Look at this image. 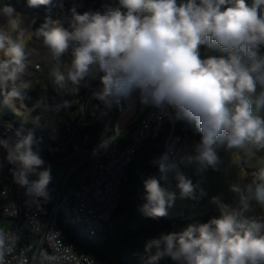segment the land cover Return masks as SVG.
Returning <instances> with one entry per match:
<instances>
[{
	"label": "clouds",
	"instance_id": "1",
	"mask_svg": "<svg viewBox=\"0 0 264 264\" xmlns=\"http://www.w3.org/2000/svg\"><path fill=\"white\" fill-rule=\"evenodd\" d=\"M52 2L28 0L33 8ZM14 13L10 5L0 9L6 18L0 24V106L10 110L26 88L27 69V29ZM69 13L67 27L46 17L35 30L54 59L70 57L65 71L53 72L58 89L99 79L94 96L108 108L136 91L145 106L174 108L200 136L193 154L185 157L197 172L218 170L222 150L264 149V0H118L82 13L73 5ZM0 148L13 166L14 182L31 202L47 199L51 173L37 171L45 162L34 131L0 137ZM159 171L164 181L172 174L181 199L206 195L166 156ZM31 174L38 178L29 179ZM160 180L144 183L141 212L152 219L166 217L177 198ZM230 190L235 205L212 197L218 217L146 241L147 264H159L166 256L176 264H264V215L249 214L254 205L264 208V168L251 183L233 184ZM17 239L0 230V264H7L6 253Z\"/></svg>",
	"mask_w": 264,
	"mask_h": 264
},
{
	"label": "trees",
	"instance_id": "2",
	"mask_svg": "<svg viewBox=\"0 0 264 264\" xmlns=\"http://www.w3.org/2000/svg\"><path fill=\"white\" fill-rule=\"evenodd\" d=\"M118 0H53L50 6L29 7L28 0H18L14 4H9L15 13H33L35 18L32 23V29L35 31L45 21L46 17L53 20H61L67 27V18L69 17V9L75 5L78 12L86 10H95L101 8L103 4L115 5ZM264 53V47L260 49ZM100 86L99 79L86 78L82 81L77 90L66 89L58 90L53 85H49L43 98L45 107L56 109L62 108V101H69L72 106L67 109H61L59 116L61 120L60 134L57 141H51L55 146L60 147L70 138L64 150L50 154L48 151L40 153L42 159L46 155L54 159L58 163H69L70 168L67 173L80 160L82 152H76L75 145L80 146L81 150L94 148L100 141L106 126L111 118L112 108H108L104 103L95 98L93 91H97ZM33 99L27 101L28 107H33L40 97L36 92H30ZM88 102V108L84 110V103ZM19 101V100H18ZM125 101L123 99L117 106L116 112L112 117L109 133L106 136V144H109L108 151L117 153L123 150L130 143L131 134L134 132L136 124L132 123L124 128L120 134L116 135L115 123L120 114L125 110ZM2 107V106H0ZM4 108V107H2ZM8 109V108H7ZM9 110V109H8ZM45 109H36L32 117L42 114ZM51 111V110H48ZM4 120L21 127V118L9 110L3 117ZM32 122L28 121V125ZM172 125L168 121L154 124L151 135L147 141L137 152L135 159L126 169V178L122 183L120 203L114 211L111 220L92 235L84 225L71 224L72 218L71 206H68L70 215L67 216L65 211L59 214V226L63 233L75 245L77 251L86 253L88 256L98 260L102 264H147L148 254L145 251L146 241L158 237L159 231L175 232L172 223L163 218L152 219L145 216L141 212V207L146 203L143 197L145 193L144 183L147 176L154 172V162L163 151L165 141L172 131ZM175 132L189 139H200L199 134L194 131V125L186 118L179 121L175 128ZM84 172V168H79L69 178L66 190L77 189L87 180L77 182L75 178L79 173ZM73 179H75L73 181ZM60 179L55 182L56 190L53 191L55 197L50 195V187H47L48 198L40 199L38 208L44 216H48L51 212L56 198L60 192ZM163 186V185H162ZM64 215L67 220L64 223L61 220ZM19 244L26 248L27 251L32 250L34 242L37 241V235L26 232L18 235ZM163 264V259L159 261Z\"/></svg>",
	"mask_w": 264,
	"mask_h": 264
},
{
	"label": "built area",
	"instance_id": "3",
	"mask_svg": "<svg viewBox=\"0 0 264 264\" xmlns=\"http://www.w3.org/2000/svg\"><path fill=\"white\" fill-rule=\"evenodd\" d=\"M34 68L36 71L42 69L39 64H36ZM93 94L94 91L91 96ZM130 97L136 99L135 109L125 107L115 123L116 135L120 134L128 125L136 124L130 137V143L120 152L111 153L108 151L109 144H106L105 138L109 133L112 117L116 112L117 105H114L111 118L99 143L94 148L85 150H81L78 145L74 146L76 152H82L81 158L64 179L48 216H44L38 205L31 202L26 195V189L14 182L10 171L13 166L6 160V150L0 148V230L12 232L17 237L26 232L37 235V241L34 242L31 251L23 248L17 240L11 251L6 253L7 264H102L86 253L76 250L75 245L60 229L59 214L61 211L66 212L68 206H71V224L84 225L92 235L103 228L111 220L120 203L126 169L135 159L144 142L149 139L154 124L168 121L173 129L165 141L163 151L154 162V172L147 176V180L150 178L160 180L159 162L161 157L166 156L169 162L176 164L179 169L180 160L185 150L186 137L176 133L174 128L178 123L175 118L182 116L172 107L160 110L143 105L138 91ZM90 99L91 97L84 103L85 111ZM34 106L28 110L26 115L24 110H19L17 107L11 110L21 118V127L7 120H0V137L11 135L16 130L32 129L37 138L39 154L43 151L53 154L59 150H64L72 137L62 145L61 149L52 144L50 140L57 141L59 138L61 124L59 111L71 107L72 104L70 103L68 107L62 106L59 109L48 108L43 105V100H41L39 108L51 110L52 114L48 116L45 112L32 117L33 112L38 109H35ZM128 111L131 113L128 116L126 126H118L119 119ZM51 116L56 118L55 129H51L49 123ZM23 117L24 119H22ZM29 120L32 122L30 125H28ZM79 168H84L87 180L77 189L66 190L70 176ZM29 179L35 180L34 174H31ZM162 181L160 180V183ZM163 264H176V262L166 256L163 258Z\"/></svg>",
	"mask_w": 264,
	"mask_h": 264
},
{
	"label": "rangeland",
	"instance_id": "4",
	"mask_svg": "<svg viewBox=\"0 0 264 264\" xmlns=\"http://www.w3.org/2000/svg\"><path fill=\"white\" fill-rule=\"evenodd\" d=\"M18 0H0V9H2L7 3L14 4ZM18 14L22 21L23 26L27 29L23 36V42L26 46V64L27 69L23 77V81L26 84V88H22L21 98L18 99L16 107L19 110H24L25 115L31 110L32 107H28L27 101L33 99L30 92H36L39 95L40 100L35 104L34 108H39L41 100L45 97L46 89L49 85H53L56 89L57 86L54 83L53 72L58 68L61 71H65L70 62V57L65 55L58 61L54 59L49 50L43 45L42 39L35 35V31L32 29V23L35 18L33 13H14ZM6 18L0 15V24H4ZM39 64L42 69L41 71L35 70V65ZM79 87L69 83L66 88L58 89L60 91L66 89L77 90ZM20 103V104H19ZM136 99L134 97L127 98L126 108L135 109ZM15 107V108H16ZM10 110V109H9ZM7 108L0 107V120L3 119L4 115L9 112ZM18 110V111H19ZM11 111V110H10ZM48 116L52 114L51 111L45 110ZM128 111L118 121V126L125 127L127 124V118L130 115ZM39 115V114H37ZM49 123L51 129L56 128V118L50 117ZM184 117H176L177 122L181 121ZM24 119V117L22 118ZM197 139L186 138L184 142L185 150L180 160L179 170L191 181L193 184L202 188L206 195L196 200L193 199H181L179 197V190L176 188V181L172 174H169L167 181H162L161 185L167 187L170 191L177 193V198L172 207L168 209V215L162 217L163 219L169 220L172 223V227L175 232H179L186 228L189 224L193 223H205L210 218L218 217L219 210L217 205L212 203V197L219 196L224 203L235 205L236 194L230 190V186L238 184L241 187L249 184L258 175L260 169L264 168V149L251 150L247 149H233L231 151H220V164L218 170H214L209 167L203 172H197V166L192 163H188L185 157L189 154H193V145L198 142ZM44 165L41 166L37 171H42L45 168L50 169L51 182L47 187H50V195L52 198L55 197L53 191L56 190L55 182L60 179V185H62L64 179L67 177L68 169L70 168L69 163H58L51 157L46 155ZM37 175L34 174V179H37ZM77 182L85 180V174L79 173L78 177L75 178ZM73 179V181L75 180ZM61 188V187H60ZM144 194V198H145ZM197 195L199 193L197 192ZM67 216L70 215L68 209H66ZM250 215H264V208L259 205H254V211L249 213ZM61 220L66 223L67 218L61 215ZM165 231H159L158 236Z\"/></svg>",
	"mask_w": 264,
	"mask_h": 264
},
{
	"label": "crops",
	"instance_id": "5",
	"mask_svg": "<svg viewBox=\"0 0 264 264\" xmlns=\"http://www.w3.org/2000/svg\"><path fill=\"white\" fill-rule=\"evenodd\" d=\"M129 116H130V115H129ZM128 118H129V117H128ZM128 118H127V119H128Z\"/></svg>",
	"mask_w": 264,
	"mask_h": 264
}]
</instances>
